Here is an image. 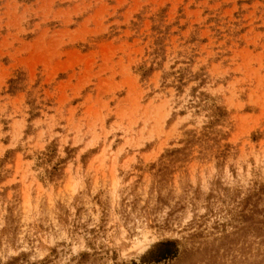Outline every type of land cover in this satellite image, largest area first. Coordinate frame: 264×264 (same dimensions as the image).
<instances>
[{"label":"rangeland","instance_id":"rangeland-1","mask_svg":"<svg viewBox=\"0 0 264 264\" xmlns=\"http://www.w3.org/2000/svg\"><path fill=\"white\" fill-rule=\"evenodd\" d=\"M0 264H264V0H0Z\"/></svg>","mask_w":264,"mask_h":264}]
</instances>
